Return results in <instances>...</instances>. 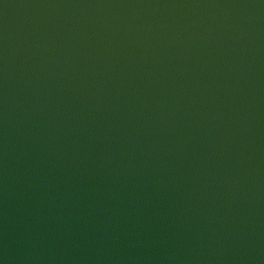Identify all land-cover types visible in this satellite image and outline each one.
I'll return each mask as SVG.
<instances>
[{
	"label": "water",
	"instance_id": "obj_1",
	"mask_svg": "<svg viewBox=\"0 0 264 264\" xmlns=\"http://www.w3.org/2000/svg\"><path fill=\"white\" fill-rule=\"evenodd\" d=\"M0 264H264V0H0Z\"/></svg>",
	"mask_w": 264,
	"mask_h": 264
}]
</instances>
